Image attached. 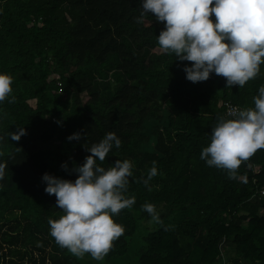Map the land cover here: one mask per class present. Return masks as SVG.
<instances>
[{"label": "trees", "instance_id": "obj_1", "mask_svg": "<svg viewBox=\"0 0 264 264\" xmlns=\"http://www.w3.org/2000/svg\"><path fill=\"white\" fill-rule=\"evenodd\" d=\"M142 0H0V72L13 76L0 103V264H94L50 235L63 213L44 173L74 181L86 150L109 131L121 139L104 161L134 165L125 227L108 264H264V148L234 175L200 158L230 100L242 109L264 85V63L243 87L215 73L191 82L190 61L161 50L164 22ZM214 19V17H213ZM15 97L14 101L9 102ZM24 127L16 141L10 132ZM73 133L79 140L69 141ZM158 174L146 186L152 162ZM67 164V169L62 164ZM153 203L162 223L143 210ZM146 222V224L144 223ZM152 225L151 229L148 228ZM146 230L138 239L139 228Z\"/></svg>", "mask_w": 264, "mask_h": 264}, {"label": "clouds", "instance_id": "obj_2", "mask_svg": "<svg viewBox=\"0 0 264 264\" xmlns=\"http://www.w3.org/2000/svg\"><path fill=\"white\" fill-rule=\"evenodd\" d=\"M141 16L152 13L164 22L157 36L162 51L174 53L180 61H190L183 71L186 79L195 83L205 81L215 73L226 78V87H243L255 78L264 63V0H142ZM214 17V19H213ZM13 76L0 72V103L12 93ZM253 97L254 107L229 108L226 117L218 119L211 129L210 143L202 148L200 158L207 165L225 169L234 175L243 161L258 149L264 148V85ZM12 96L9 102L14 101ZM8 135L18 141L26 134L24 127ZM81 133L67 139L79 140ZM4 140L0 136V142ZM120 137L109 131L86 150L82 165L74 171L72 181L44 173V191L56 197V206L62 210L58 219L49 218L50 235L56 243L76 257L90 254L102 260L125 231L114 220L122 209L131 208L135 196L127 195L129 178L134 165L130 159H116L105 168L110 150L121 146ZM157 162H152L143 183L158 174ZM5 162H0V180L5 177ZM67 169V164H62ZM150 215V222L162 223L153 203L142 205Z\"/></svg>", "mask_w": 264, "mask_h": 264}, {"label": "rangeland", "instance_id": "obj_3", "mask_svg": "<svg viewBox=\"0 0 264 264\" xmlns=\"http://www.w3.org/2000/svg\"><path fill=\"white\" fill-rule=\"evenodd\" d=\"M150 220H151V218L148 219L149 222H150ZM144 223L146 224V222H144ZM151 223H154V222H151ZM151 226H152V225L150 224L148 228L151 229V228H152ZM145 231H146V230H144L142 227L139 228V229L136 231V233L134 234L135 238H138V239H139V238L142 236V234H144ZM91 261H92L94 264H108V262H107V260H106L105 258H103L102 260H96V259H93V258L91 257ZM124 264H131V262H130V261H127V262H125Z\"/></svg>", "mask_w": 264, "mask_h": 264}, {"label": "built area", "instance_id": "obj_4", "mask_svg": "<svg viewBox=\"0 0 264 264\" xmlns=\"http://www.w3.org/2000/svg\"><path fill=\"white\" fill-rule=\"evenodd\" d=\"M222 107H223V114H224L225 117H226V114H227L229 108H231V107L241 108L238 104H236V103H234V102H232L230 100L223 101ZM260 194H264V188L260 189Z\"/></svg>", "mask_w": 264, "mask_h": 264}]
</instances>
